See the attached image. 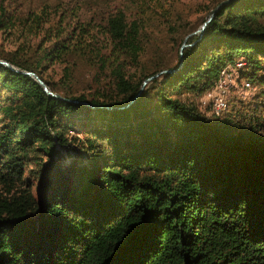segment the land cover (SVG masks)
Segmentation results:
<instances>
[{
	"label": "trees",
	"instance_id": "obj_1",
	"mask_svg": "<svg viewBox=\"0 0 264 264\" xmlns=\"http://www.w3.org/2000/svg\"><path fill=\"white\" fill-rule=\"evenodd\" d=\"M221 1L168 19L170 60L148 53L151 0H0V58L65 98L0 63V264H264V0L219 6L179 55ZM233 58L251 101L212 117L174 97Z\"/></svg>",
	"mask_w": 264,
	"mask_h": 264
},
{
	"label": "rangeland",
	"instance_id": "obj_2",
	"mask_svg": "<svg viewBox=\"0 0 264 264\" xmlns=\"http://www.w3.org/2000/svg\"><path fill=\"white\" fill-rule=\"evenodd\" d=\"M209 0H151L149 7V14L151 15V26L148 28L151 32V36H156L154 47H149L148 53L151 54L158 46L163 49L164 54L168 59L174 60L176 58L175 47L171 42L168 41V37L165 34V26L168 19L177 15V17H182L184 20H190L194 23L199 24L200 17L205 14V9ZM155 7H153V6ZM9 31L0 30V48L10 49L13 47L16 37L9 36ZM43 32H39L38 35L33 36L32 40H42ZM184 39V38H183ZM188 42V38L186 39ZM49 78L57 79L60 76V66L57 63L50 65L46 71ZM77 73L79 75V84L78 88L85 86V81L88 79V70L84 66L80 65ZM257 86H254V89L246 95H238L240 99L245 102H249L253 99L255 93L257 92ZM186 92H182V98H186ZM174 97L181 98L180 93H176ZM190 98L192 96L190 95ZM193 105L199 110V99L196 97L193 99ZM201 109V108H200ZM202 110V109H201ZM202 113L203 110H202ZM82 119L81 116L77 115L76 120L80 122Z\"/></svg>",
	"mask_w": 264,
	"mask_h": 264
},
{
	"label": "built area",
	"instance_id": "obj_3",
	"mask_svg": "<svg viewBox=\"0 0 264 264\" xmlns=\"http://www.w3.org/2000/svg\"><path fill=\"white\" fill-rule=\"evenodd\" d=\"M245 64L243 59L233 58L219 69L217 76L209 82L201 93L185 91L186 98H182L183 94L181 93L180 101L195 107L193 99L198 97L199 111L202 112L203 110L207 116H220L226 109L229 98L246 95L254 89L249 80L240 78V68H243Z\"/></svg>",
	"mask_w": 264,
	"mask_h": 264
},
{
	"label": "water",
	"instance_id": "obj_4",
	"mask_svg": "<svg viewBox=\"0 0 264 264\" xmlns=\"http://www.w3.org/2000/svg\"><path fill=\"white\" fill-rule=\"evenodd\" d=\"M228 1H230V0H222L218 5H216V6H215L214 8H212V9H210V11L208 12V14H207V16H206V19H205V20H204V21H203V22H202V23H201L196 29L190 31L189 33H187V34L185 35V37H184V39H183V41H182V43H181V45H180V49H179L180 61H182V48L185 47V46H187V45H189V44H191V43H189V42H186V39H187L190 35H192V34H197L198 36H201V34H202L203 30L205 29L207 23L210 21V19H211L212 16L214 15L215 10H216L219 6L226 4ZM0 63L6 65L7 67H9V68H11V69H13V70L21 71V72H23V73H27V75H30L32 78H34V79H35V80H36V81L42 86L43 90H44L47 94H49V95H51V96H53V97H55V98H58V99H61V100H65V98L61 97V96L58 95L57 93L52 92V91L50 90V88H49V87H48V86H47V85H46V84H45V83L39 78V76L37 75V73H35L34 71L24 70V69H19V68H17L16 66H14L12 63H10L9 61H7V60H5V59H2V58H0ZM171 71H174V69H173V68L162 69V70H160V71L154 73V75H152V76L146 78V79L143 81L142 86H141V88H140V90H139L137 96L139 95L140 91L142 90V88L144 87V85H145L148 81H150L151 79H153V78H155V77L160 76L161 73H167V72H171ZM68 101H69V102H73V103H79L77 100H69V99H68ZM80 103L85 104V105H87V106H89V107H91V108H95V107H96V106H94V105H90L89 103H85V102H80Z\"/></svg>",
	"mask_w": 264,
	"mask_h": 264
}]
</instances>
